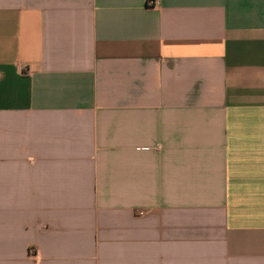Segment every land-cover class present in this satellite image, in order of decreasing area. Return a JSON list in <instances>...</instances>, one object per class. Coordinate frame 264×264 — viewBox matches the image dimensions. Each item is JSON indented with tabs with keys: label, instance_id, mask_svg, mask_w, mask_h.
Returning <instances> with one entry per match:
<instances>
[{
	"label": "crops",
	"instance_id": "crops-1",
	"mask_svg": "<svg viewBox=\"0 0 264 264\" xmlns=\"http://www.w3.org/2000/svg\"><path fill=\"white\" fill-rule=\"evenodd\" d=\"M0 264H264V0H0Z\"/></svg>",
	"mask_w": 264,
	"mask_h": 264
},
{
	"label": "built area",
	"instance_id": "built-area-1",
	"mask_svg": "<svg viewBox=\"0 0 264 264\" xmlns=\"http://www.w3.org/2000/svg\"><path fill=\"white\" fill-rule=\"evenodd\" d=\"M150 1V0H149Z\"/></svg>",
	"mask_w": 264,
	"mask_h": 264
}]
</instances>
